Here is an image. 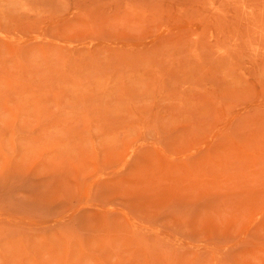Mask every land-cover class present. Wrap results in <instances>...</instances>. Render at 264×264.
<instances>
[{"label": "rangeland", "instance_id": "1", "mask_svg": "<svg viewBox=\"0 0 264 264\" xmlns=\"http://www.w3.org/2000/svg\"><path fill=\"white\" fill-rule=\"evenodd\" d=\"M0 264H264V0H0Z\"/></svg>", "mask_w": 264, "mask_h": 264}]
</instances>
